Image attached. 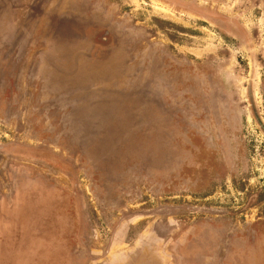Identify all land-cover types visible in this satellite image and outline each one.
I'll return each instance as SVG.
<instances>
[{
	"label": "rangeland",
	"instance_id": "rangeland-1",
	"mask_svg": "<svg viewBox=\"0 0 264 264\" xmlns=\"http://www.w3.org/2000/svg\"><path fill=\"white\" fill-rule=\"evenodd\" d=\"M0 163V264H264V0H0Z\"/></svg>",
	"mask_w": 264,
	"mask_h": 264
},
{
	"label": "crops",
	"instance_id": "crops-1",
	"mask_svg": "<svg viewBox=\"0 0 264 264\" xmlns=\"http://www.w3.org/2000/svg\"><path fill=\"white\" fill-rule=\"evenodd\" d=\"M3 154L5 157L8 156V153H3ZM1 168L5 169V166L2 167L0 166V169ZM8 178H9V174L7 176L2 177L0 171V219H1V211L3 210L2 207H5L7 205V210L9 211L11 202L14 200V195L16 196L18 195L17 189L22 188V187H17L9 191L8 187L5 186L6 179ZM25 192H28L27 189ZM12 218L13 215L11 216V219ZM47 260H48L47 254H37L30 252V253H25V256L20 257L18 261H13V264H47Z\"/></svg>",
	"mask_w": 264,
	"mask_h": 264
}]
</instances>
